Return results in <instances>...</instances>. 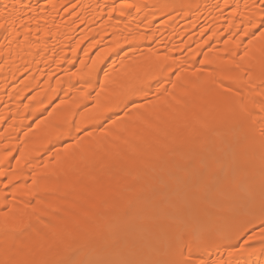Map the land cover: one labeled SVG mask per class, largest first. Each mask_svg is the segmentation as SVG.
<instances>
[{"label":"bare ground","instance_id":"6f19581e","mask_svg":"<svg viewBox=\"0 0 264 264\" xmlns=\"http://www.w3.org/2000/svg\"><path fill=\"white\" fill-rule=\"evenodd\" d=\"M11 2L0 0V23L4 5ZM252 2L20 0L27 7L0 28V213H22L33 220L34 212L43 215L44 207L28 195L38 187L47 193L44 206L52 203L44 224L71 228L79 219L90 228L110 224L133 234L136 226L126 224L127 202H120L119 195L133 187L141 194L144 190L136 185L151 183L158 165L170 177L173 163H182L195 142L200 141L201 155L209 146L232 143L240 152L233 169L254 164L258 170V148L254 156L243 151L251 121H256L258 138L264 116L259 110L264 101V38L259 32L252 35L260 17L245 7ZM250 18H255L253 24ZM146 74L155 80L150 92L133 98L138 110L130 104L94 121L89 109L97 102L104 106L107 96L130 77ZM229 87L232 91L225 92ZM68 119L80 125L79 135L61 134ZM141 160L149 168L146 172ZM221 166L209 169V176L217 171L224 180L234 171H218ZM215 203L218 211L225 205ZM224 208L227 223L219 232L233 235L200 250L196 258L209 264L227 261L229 246L242 242L234 233L245 206L238 215L230 202ZM205 209L208 219L218 220L219 212ZM259 225L257 211L249 232L258 231ZM47 255L26 248L17 258L40 260Z\"/></svg>","mask_w":264,"mask_h":264},{"label":"snow or ice","instance_id":"6c2138e0","mask_svg":"<svg viewBox=\"0 0 264 264\" xmlns=\"http://www.w3.org/2000/svg\"><path fill=\"white\" fill-rule=\"evenodd\" d=\"M22 7L27 6L21 5L20 0H12L10 7L4 5V22L0 23V28L6 27L8 19ZM245 7L260 13L259 24L253 25L255 32L252 35L259 32L260 38H264V0H253L250 6ZM254 19L250 18L249 23L253 24ZM99 71L104 72L103 68ZM104 76L107 78L108 73L104 72ZM153 80L155 76L150 74L130 77L119 90L107 96L104 106L97 102L95 108L89 109L94 121L108 119L107 113L113 109H126L130 104L134 105V97L152 90ZM261 86L264 87V81ZM224 91L231 92L232 88H225ZM99 95L97 93V97ZM134 107L138 110L139 106ZM259 110L264 113V101H261ZM244 111L242 108V115ZM250 117L251 113H248ZM255 124L256 121L252 120L249 131L243 136V151L245 155L251 153L254 156L258 148V170L253 164L224 177L226 191L242 193L245 198L247 211L242 216L241 226L234 233L235 238L242 242L229 246L227 261H215L214 264H264V116L259 120L258 138ZM63 126L66 131L62 135L71 137L73 132L79 135L80 125L75 124L74 119L66 120ZM219 150L233 161L240 156L237 147L226 141L221 142ZM212 167V163L204 165L200 172L201 184L190 185L182 177L175 176L177 187L173 197L164 194L144 207L139 217L142 221L141 232L124 236L114 234L110 224L90 228L79 219L73 221L71 228L51 222L44 224L47 209L52 207V203L44 206L43 196L47 193H42L36 187L28 195L37 198L38 207H44L43 215L34 212L33 220L32 217L26 219L22 213L12 217L0 213V264H209L203 258H196L200 250L217 241L230 239L233 235L217 231L214 221L206 218L200 206L199 193L202 186L218 175L217 171H213L209 176ZM218 171H223V167H219ZM33 183L35 185V181ZM257 211L259 230L251 229L249 232ZM145 228L151 231H144ZM25 238L28 243H25ZM44 241H48L46 247ZM37 245L38 248L35 247ZM26 248L30 252L41 251L49 255L40 260L17 258V254Z\"/></svg>","mask_w":264,"mask_h":264},{"label":"rangeland","instance_id":"374dc122","mask_svg":"<svg viewBox=\"0 0 264 264\" xmlns=\"http://www.w3.org/2000/svg\"><path fill=\"white\" fill-rule=\"evenodd\" d=\"M212 135H213V138H215L216 135H214V134H212ZM198 143H200V141ZM198 143L195 142V144H193L194 147L193 146L191 147V152H190L189 156H187L182 163L181 162H178V161H175L176 164L173 163L174 166L172 165V167H171V170L172 171L171 170L170 171H171L172 175L170 177L169 176L168 177L163 176L162 175L163 174V166L162 165H158V166H156V169L154 171L155 172L154 180L151 183H149V184H140L139 183L138 185H136L139 190H141V191L144 190L141 194L138 193L139 191L135 190L136 187L135 188L133 187L129 191H127L126 193H124L125 196H121V195H123V193L121 195H119L118 198H119V201L120 202H123V201L124 202H127V204L126 203L123 204L125 206L127 205L126 208H127V211H128V212L126 211L124 213V216L127 219L126 220V224L129 225V227L136 226L137 231H134V233H140L141 232V223H142V221L140 220V218L138 216L139 209H143L144 207H146L147 205H149L151 202H153L156 198L162 196V194L164 195V193L165 194L168 193L167 194L168 196H172L173 197V194H174V192L176 190V187H177L176 184L174 183V177L175 176L182 177L187 184L196 185V184H201L202 177L200 175V172L204 169V165L205 164L213 163L212 164L213 165L212 168H215V166H216L217 163H220V164L222 163V167L224 169L227 168L226 171L227 170L229 172H230V170H234V171L236 170L237 171L238 168L237 169H233V168L236 167L235 166V163H234L235 161L231 162V159H229V157L224 156L220 152V150H219L220 147L209 146V147L206 148L205 153L201 155L200 151L197 150L198 147H199ZM215 150H216L217 153L215 152ZM190 157H193V158H190ZM224 159H226L227 162L226 161L224 162ZM228 159L230 160L229 161L230 162L229 165H227L229 163L228 162ZM221 160H223V161L222 162H219ZM144 161L145 160H141L140 161L141 168L143 166L142 169H144V170H141V171L146 172L149 168H147V166L144 165ZM214 162H216V163H214ZM231 163H233V164H231ZM224 164L227 167H225ZM230 165L232 166V168L229 167ZM179 170H180V172H179ZM182 172H183V174H182ZM186 172H187V174H185V176H184V173H186ZM231 173H233V172L231 171ZM186 176H187V178H186ZM221 176H222V174L218 173V175H216L215 179L212 180V183L213 184L211 183L210 186L208 185L209 183L203 185L202 186L203 188H201V193H199V196L200 195L201 196H204L203 199L200 196L201 197L200 198L201 209L206 208L205 210H208L209 209V211L210 210H214V211L216 210L217 213L219 212L218 220L214 221V226L217 229V231H221L222 228H225L226 227L227 220L225 219L226 218L225 214H227V213H226V211H224L226 209V208H224L225 205H227V203L229 204V202H230L231 205H232V208L231 209H233V211L236 210L235 213L238 215L239 212H241L242 207L244 206L243 200L245 199L244 196H243V194L242 193H239V192H235V194H234V192L225 194V192H223L224 191L223 189H225V185H224L223 182H225V181L223 180V178H220ZM189 180H192V182L189 181ZM189 182H191V183H189ZM222 185H224V186H222ZM144 186H145V188H144ZM205 186H206V191H205V188H204ZM181 187H183V185ZM146 188H148L149 190L147 191ZM151 189L154 190V191H152ZM211 189H213V190L208 192V190H211ZM149 191H150V193H149ZM202 192H208V193H207V195H203L204 193H202ZM160 193H161V195L159 196ZM123 197L127 201L126 200H123ZM128 197H129V199H131L133 197L132 199H134V200L131 199L129 201L128 200ZM136 197H137V199H136ZM138 197H140V198H138ZM208 201H210L211 203L208 202ZM220 201H221V203H220ZM215 202H217V205L218 204H222V203H223V205L224 204L225 205H224V207H222L220 209V211H218L219 209L215 208V205H216ZM234 204H235V206H234ZM210 205H211V207H210ZM246 211H247V209H246ZM203 213L206 216L205 211H203ZM206 218H208V217L206 216ZM230 221H232V223L233 222H237V218H233ZM112 229H113L114 234L119 235V236H124V235H129L130 234L128 231H127L128 233L126 232L124 234V233H121V231L119 232V230H116L114 228H112ZM144 231H151V229L145 228Z\"/></svg>","mask_w":264,"mask_h":264}]
</instances>
